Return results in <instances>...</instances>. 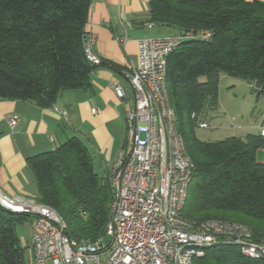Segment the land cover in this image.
Masks as SVG:
<instances>
[{
    "label": "trees",
    "instance_id": "1",
    "mask_svg": "<svg viewBox=\"0 0 264 264\" xmlns=\"http://www.w3.org/2000/svg\"><path fill=\"white\" fill-rule=\"evenodd\" d=\"M91 0H0V99L51 107L67 88H87L92 64L84 55ZM148 21L180 37L166 60L165 86L176 128L193 162L182 215L189 220L243 223L264 237V140L256 133L202 141L196 124L217 107L218 74L225 72L264 93V2L258 0H149ZM201 30L208 38L198 36ZM204 75V80L199 77ZM1 134V132H0ZM36 201L53 208L67 235L94 241L105 231L114 194L77 137L26 159ZM232 214V215H230ZM31 215L0 205V264H23L26 247L16 225ZM193 264H264L236 245L207 248Z\"/></svg>",
    "mask_w": 264,
    "mask_h": 264
},
{
    "label": "built area",
    "instance_id": "2",
    "mask_svg": "<svg viewBox=\"0 0 264 264\" xmlns=\"http://www.w3.org/2000/svg\"><path fill=\"white\" fill-rule=\"evenodd\" d=\"M198 36L208 38L210 32L201 30ZM179 39L168 35L138 40L136 63L124 72L133 91L132 104L127 103L121 86L113 87L127 103L126 137L123 149L107 168L114 200L99 238L74 240L53 208L34 198L0 191V205L32 217L31 264H193L207 248L218 244L236 245L248 258L264 257V237L254 239L249 226L224 219L194 221L182 215L194 166L176 128L165 86L167 56ZM94 42V35L87 32L84 55L90 63L100 64ZM62 119L67 122V111L62 112ZM16 121L15 117L7 120L11 127ZM198 126L209 127L204 120ZM258 134L264 140V115ZM262 151L264 156V147Z\"/></svg>",
    "mask_w": 264,
    "mask_h": 264
},
{
    "label": "crops",
    "instance_id": "3",
    "mask_svg": "<svg viewBox=\"0 0 264 264\" xmlns=\"http://www.w3.org/2000/svg\"><path fill=\"white\" fill-rule=\"evenodd\" d=\"M148 2L90 1L85 30L94 35L93 51L102 63L90 73L87 88L64 89L53 105L45 108L32 100L0 99L2 193L36 199L37 187L26 159L53 150L73 136L88 149L93 168L97 158L102 173H107V168L124 147L125 110L127 103L133 101V91L124 72L136 63L138 40L149 37V31L160 29L148 21ZM122 37H125L124 42H120ZM114 85L122 87L127 103L116 95ZM93 109L97 112L93 113ZM63 111L68 113L67 122L62 119ZM11 117L17 119L12 127L7 122ZM29 259L31 264V247Z\"/></svg>",
    "mask_w": 264,
    "mask_h": 264
},
{
    "label": "rangeland",
    "instance_id": "4",
    "mask_svg": "<svg viewBox=\"0 0 264 264\" xmlns=\"http://www.w3.org/2000/svg\"><path fill=\"white\" fill-rule=\"evenodd\" d=\"M175 32L173 28L164 27L156 31H149L148 36L165 38ZM204 79V75L199 77V80ZM217 85V107L215 110L210 111L204 119L209 125L208 128H200L198 123L196 124L195 134L198 139L217 141L229 136L244 138L248 133L256 134L264 115V93H259L257 88L246 80L225 72L218 74ZM256 157L258 161L263 162L262 149L258 150ZM94 170L108 179L107 173H102L97 158L96 163H94ZM31 223L32 220L16 225L20 243L26 247L23 264H30Z\"/></svg>",
    "mask_w": 264,
    "mask_h": 264
}]
</instances>
